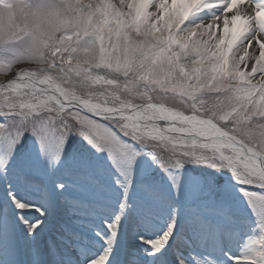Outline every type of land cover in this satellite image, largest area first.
Returning <instances> with one entry per match:
<instances>
[{
    "label": "snow or ice",
    "instance_id": "6c2138e0",
    "mask_svg": "<svg viewBox=\"0 0 264 264\" xmlns=\"http://www.w3.org/2000/svg\"><path fill=\"white\" fill-rule=\"evenodd\" d=\"M0 264H264V0H0Z\"/></svg>",
    "mask_w": 264,
    "mask_h": 264
}]
</instances>
